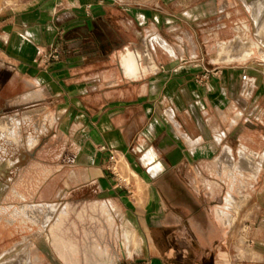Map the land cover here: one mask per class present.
Here are the masks:
<instances>
[{
    "label": "crops",
    "instance_id": "obj_1",
    "mask_svg": "<svg viewBox=\"0 0 264 264\" xmlns=\"http://www.w3.org/2000/svg\"><path fill=\"white\" fill-rule=\"evenodd\" d=\"M173 6L163 0H39L0 13V112L38 102L30 110L53 115L47 122L56 130L48 137L63 143L57 154L62 162L43 166L58 173L59 181L44 186L41 195L48 202L32 204L31 220L46 226L62 190L73 193L74 201L118 209L140 238L129 264H223L209 257L227 237L212 199L227 189L218 159L232 160L233 154L237 162L243 144L264 155V71L207 66L195 39L207 8ZM238 25L219 42L235 37ZM52 44L61 49L58 60L43 58ZM127 50L140 54L136 75L123 65ZM254 57L264 62L258 49L249 59ZM111 150L141 176V192L134 180L118 177ZM148 152L155 158L146 164ZM156 163L162 170L153 174ZM263 170L264 165L254 187ZM61 209L53 227L67 215ZM6 226H0V255L13 247L10 238L19 228ZM250 236L256 264H264V229ZM219 255L228 260V252Z\"/></svg>",
    "mask_w": 264,
    "mask_h": 264
},
{
    "label": "rangeland",
    "instance_id": "obj_2",
    "mask_svg": "<svg viewBox=\"0 0 264 264\" xmlns=\"http://www.w3.org/2000/svg\"><path fill=\"white\" fill-rule=\"evenodd\" d=\"M38 1L0 0V4L5 6L0 13L18 5ZM246 2L250 0H163L164 4L178 5L179 8L188 6L207 8L208 14L204 22L197 26L195 31L198 50L201 54L204 53L206 58L204 62L207 66L213 68L229 64L239 65L246 71L261 73L264 71V62L259 58H249L254 49H258L264 58V49L253 45L252 39L241 38L243 32L241 22L249 24V34L255 37L257 34L255 23L257 24V17H260L256 9L253 12L247 8ZM250 12H253L254 20ZM223 23L227 27L223 28ZM237 24L239 25L236 27V36L219 42V38L233 34L232 27ZM247 96L249 95L243 94L242 97ZM37 103L25 101L18 107L7 106L0 112V117L9 115L16 123L19 122L18 126L15 123L6 131L0 132V157L16 161L14 166L3 169L4 172L0 169V226L5 229L7 224L15 223L19 227L14 228L17 232L15 231L14 236L10 238L15 244L7 253L0 255V263L17 261L23 256L30 264H74L77 258L80 264H129L139 249L140 238L131 224L124 222L116 207H110L108 210L97 204L91 205L92 202L74 201L73 193H62L61 190L53 200L57 207L49 210L53 215L46 226L42 220L35 218L31 220L32 217L27 214L32 204L48 202L42 199L41 192L44 186L54 178L57 183L59 181L58 173L48 172L43 166L46 164L57 166L62 162V158L57 154L59 145L63 143L58 138L53 140L48 137L56 130L55 127L51 128L48 125L49 121L47 122L50 120L51 123L54 116L42 108L34 114L30 109L39 106L40 103ZM241 149L242 146L239 151ZM225 150L232 154L228 146ZM248 151L255 152L249 148ZM231 158L232 161L229 156L218 159L221 172L225 171L222 177L227 183V189H219L212 198L216 204L215 217L220 221L227 237L215 243L210 249L209 257L223 264H256L260 259H255L257 250L254 248L257 245L250 235L256 230L264 229V170L259 184L254 187L264 165V155L259 153L251 160L243 159L240 155L237 162L233 160V154ZM30 164L35 169L23 172L22 169ZM111 166L116 168L115 171L122 181L130 183L134 180L138 191H142L144 181L136 171L131 172L133 169L122 155L117 158L115 164L111 162ZM235 168L238 169L237 172H234ZM17 184L21 188L19 192L15 189ZM206 192L213 194L212 185ZM57 208H62L60 212L58 211L61 215H67L59 227H53L52 220L55 219ZM110 212L114 220L110 216L107 217ZM60 219L61 216H58L56 226ZM60 244L66 248L56 249ZM76 245L78 249H75ZM220 250L228 252L227 261L219 255Z\"/></svg>",
    "mask_w": 264,
    "mask_h": 264
},
{
    "label": "bare ground",
    "instance_id": "obj_3",
    "mask_svg": "<svg viewBox=\"0 0 264 264\" xmlns=\"http://www.w3.org/2000/svg\"><path fill=\"white\" fill-rule=\"evenodd\" d=\"M246 5H247V8L250 11L254 12V11L257 10L258 11V16H260V17L256 16L257 17L256 26H257V36L258 37L256 39L255 37L250 36V34H249L250 26L245 21H242L243 32L241 34V38L244 39V40L252 39L253 40V45H255L257 47H262L264 49V1L263 0H250V2H246ZM249 44H251V43H249ZM223 46H224V48H226L225 44ZM226 51H228V49H226ZM139 55L140 54L138 52H135V51H132V50H127L123 54V65H124L125 70L127 71V73H129L130 75L131 74L132 75H136L141 70V66H140V63H139ZM15 123H16V120L14 118H9V117L0 118V132L6 131L9 128V126L12 127V126L15 125ZM17 123H19V122L17 121ZM16 126H18V125H16ZM242 147H243V149L240 150V155H241V157L243 159L251 160V159L255 158V156L258 155L257 152L248 151V148L245 145L242 146ZM228 149L232 150L230 147H228ZM154 158H155L154 154L152 152H148L147 155L143 158V162L148 164ZM15 162L16 161L14 159L9 158V159L6 160V159H3V158L0 157V169L2 170V172H4V170L7 169L8 167L14 166ZM251 166H252V162L250 161L249 162V168H251ZM161 170H162V165L160 163H156L151 168V171H152L153 174H157ZM4 186H6V185H4ZM24 256H26V255H24ZM16 262H17V264H30L28 259L24 258L23 256L19 260H17Z\"/></svg>",
    "mask_w": 264,
    "mask_h": 264
},
{
    "label": "built area",
    "instance_id": "obj_4",
    "mask_svg": "<svg viewBox=\"0 0 264 264\" xmlns=\"http://www.w3.org/2000/svg\"><path fill=\"white\" fill-rule=\"evenodd\" d=\"M61 57V49L57 44H52L51 50L47 53L44 54V58L47 60H58ZM243 78L245 79L246 76L244 75ZM102 149H105V146H102ZM110 162L114 163L117 161L116 154L113 153V151H110V156H109ZM114 170H116L115 167H113ZM125 181V180H124Z\"/></svg>",
    "mask_w": 264,
    "mask_h": 264
},
{
    "label": "flooded vegetation",
    "instance_id": "obj_5",
    "mask_svg": "<svg viewBox=\"0 0 264 264\" xmlns=\"http://www.w3.org/2000/svg\"><path fill=\"white\" fill-rule=\"evenodd\" d=\"M242 146H244V145H242ZM247 147V146H246ZM243 148V147H242Z\"/></svg>",
    "mask_w": 264,
    "mask_h": 264
}]
</instances>
